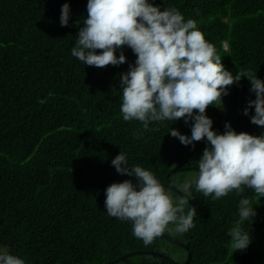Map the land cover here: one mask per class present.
Here are the masks:
<instances>
[{
  "label": "trees",
  "instance_id": "16d2710c",
  "mask_svg": "<svg viewBox=\"0 0 264 264\" xmlns=\"http://www.w3.org/2000/svg\"><path fill=\"white\" fill-rule=\"evenodd\" d=\"M87 2L0 0V251L6 249L25 264H105L116 259H121L116 264L184 263L187 252L166 241L167 235L187 246V264H264V197L245 189L242 195L233 192L213 200L196 190L197 179H189L198 170L170 173L198 166L207 146L206 141L185 146L169 134L172 128L190 137L192 121L153 122L149 127L159 131L141 132L139 121L123 120L119 79L135 63L133 51L124 46L127 62L104 68L83 65L71 55L87 18ZM149 2L161 10L175 7L186 20H195L233 75L251 71L264 81V0ZM65 3L71 18L62 27ZM250 88L242 78L228 87L220 107L206 109L214 131L223 134L230 123L238 134H264V128L250 121L254 108L249 116L243 114L255 99ZM120 152L130 166L154 173L168 194L182 197L169 181L190 207L194 202V228L181 234L170 224L145 246L133 236L131 222L106 213L105 189L124 180L136 183L112 166ZM243 197L251 200L257 216L252 224L241 225L252 243L234 252L227 233L239 219ZM132 252L142 254L124 257ZM148 252L162 253L174 263Z\"/></svg>",
  "mask_w": 264,
  "mask_h": 264
},
{
  "label": "clouds",
  "instance_id": "9594fccd",
  "mask_svg": "<svg viewBox=\"0 0 264 264\" xmlns=\"http://www.w3.org/2000/svg\"><path fill=\"white\" fill-rule=\"evenodd\" d=\"M87 18L79 28L71 55L83 65L96 68L125 64L124 46L137 59L129 70L120 73L122 92L121 115L124 121H139L143 131H159L150 123L192 121L191 136L170 129L169 134L180 143L195 147L206 141L198 163L196 190L205 197L219 200L235 192L242 195L252 190L264 197V134H239L225 124V132L213 130V121L206 115L211 105L220 107L229 86L247 78L255 94L243 114L253 125L264 128V81L251 71L233 73L225 68L215 45L205 39L197 22L185 19L175 7L164 8L149 0H88ZM70 6L63 4L60 25L69 26ZM121 50L117 57V50ZM138 139L139 132L133 133ZM116 172L134 177L112 183L105 189L106 213L122 222H131L132 234L145 246L175 225L174 231L186 233L195 227L197 210L189 200L173 199L154 173L139 165L130 166L126 153L120 152L112 161ZM189 185H185L188 188ZM188 205L189 207H185ZM257 216L249 198L238 204L237 222L227 235L230 247L245 251L252 243L249 231L241 225ZM0 264H25V260L0 251Z\"/></svg>",
  "mask_w": 264,
  "mask_h": 264
},
{
  "label": "water",
  "instance_id": "95a60500",
  "mask_svg": "<svg viewBox=\"0 0 264 264\" xmlns=\"http://www.w3.org/2000/svg\"><path fill=\"white\" fill-rule=\"evenodd\" d=\"M224 110H226V108H224ZM182 170H187V171H188V170H198V166L191 167V168H190V167H186V168L172 169V170L170 171V173H174V172H176V171H182ZM166 180L168 181V175L166 176ZM168 183H169L170 188H171L173 191H175V193H177L178 195H181L182 197H185L180 191L176 190V189L173 187V185H172L169 181H168ZM185 198H187V197H185ZM193 206H194V202H191V207H193ZM163 237H164V239H165L166 241H168L169 243L174 244V245L178 246L179 248H181V249H183L184 251L187 252V259H186V261H185L184 263H182V264H187V263L189 262V259H190V256H191V254H190V252H189L187 246H186L185 244L179 242L178 240L173 239V238L170 237V236L163 235ZM140 254H142V252H132V253H128V254H126L124 257L134 256V255H140ZM148 254H149V255H152V256H157V257H159V258H162V259L168 260L169 262L174 263L173 259H171V258H169V257H167V256H165V255H163L162 253H159V252H148ZM120 260H121V259H116V260H114V261H111V262H108V263H105V264H116V263L120 262Z\"/></svg>",
  "mask_w": 264,
  "mask_h": 264
},
{
  "label": "rangeland",
  "instance_id": "374dc122",
  "mask_svg": "<svg viewBox=\"0 0 264 264\" xmlns=\"http://www.w3.org/2000/svg\"><path fill=\"white\" fill-rule=\"evenodd\" d=\"M197 178H198V173H195V172H191V173H189V179H190V180L194 181V180H196ZM169 195H171V196L173 197L174 200L177 199V197H175L173 194H169ZM171 249H172V251H177V252H179V251L176 250L174 247L171 248ZM177 252H176V253H177Z\"/></svg>",
  "mask_w": 264,
  "mask_h": 264
}]
</instances>
